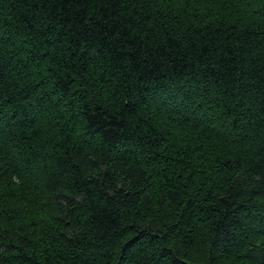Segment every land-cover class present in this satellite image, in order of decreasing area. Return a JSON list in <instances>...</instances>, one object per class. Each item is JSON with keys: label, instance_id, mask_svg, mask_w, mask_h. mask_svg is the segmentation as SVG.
<instances>
[{"label": "trees", "instance_id": "1", "mask_svg": "<svg viewBox=\"0 0 264 264\" xmlns=\"http://www.w3.org/2000/svg\"><path fill=\"white\" fill-rule=\"evenodd\" d=\"M0 264H264V0H0Z\"/></svg>", "mask_w": 264, "mask_h": 264}]
</instances>
